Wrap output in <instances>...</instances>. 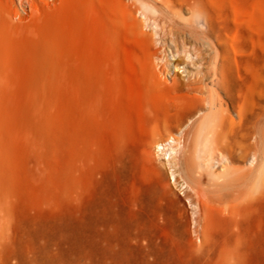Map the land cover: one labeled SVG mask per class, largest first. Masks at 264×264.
<instances>
[{
  "label": "rangeland",
  "instance_id": "rangeland-1",
  "mask_svg": "<svg viewBox=\"0 0 264 264\" xmlns=\"http://www.w3.org/2000/svg\"><path fill=\"white\" fill-rule=\"evenodd\" d=\"M196 1L227 41L219 97L249 124L264 115V0ZM162 3L0 0V264H264V175L220 203L155 147L187 129L197 96L175 89L194 69L143 11ZM234 148L238 176L253 154Z\"/></svg>",
  "mask_w": 264,
  "mask_h": 264
},
{
  "label": "bare ground",
  "instance_id": "bare-ground-1",
  "mask_svg": "<svg viewBox=\"0 0 264 264\" xmlns=\"http://www.w3.org/2000/svg\"><path fill=\"white\" fill-rule=\"evenodd\" d=\"M162 1L164 3L160 10L143 5V11L161 14V23L151 19L154 21V28L159 26L161 31L167 33L169 38L164 37L168 38L177 57L184 55L190 62L188 66L194 69L192 72L188 71L186 83L174 76L175 89L186 88L189 93L197 96L192 97L195 112L189 117L192 120L186 125L187 129L179 128L176 133H169L164 140L156 139L155 147L173 168L172 174L177 173L186 187L198 193L213 194L220 203L236 201L255 187L254 182L264 175V115L252 118L247 124L245 105L241 106L238 119H235L229 114V104L220 99L219 91L228 93L229 88L227 41L222 32H216L211 16L209 17L202 3L196 0H179L176 4L169 0ZM177 4L180 8H175ZM197 15L205 17L207 29L193 26L191 17ZM163 25L167 26V32ZM214 32L217 34L216 46L210 38ZM181 59L183 58L179 57L174 60V68L181 63ZM92 72L94 71L90 72L93 75ZM152 81L162 85L155 78ZM230 106L235 111L239 103L232 100ZM248 140L251 141L250 144ZM235 146H247V152L253 154L249 169L238 176L229 172V159L226 156ZM217 162L226 163L222 164L220 173L215 169ZM220 178L226 179L217 183Z\"/></svg>",
  "mask_w": 264,
  "mask_h": 264
}]
</instances>
